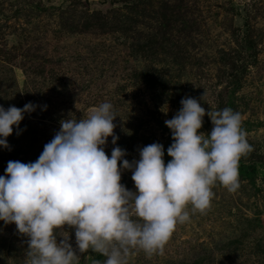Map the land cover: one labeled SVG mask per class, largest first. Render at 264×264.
Masks as SVG:
<instances>
[{
  "label": "rangeland",
  "instance_id": "obj_1",
  "mask_svg": "<svg viewBox=\"0 0 264 264\" xmlns=\"http://www.w3.org/2000/svg\"><path fill=\"white\" fill-rule=\"evenodd\" d=\"M242 115L253 151L241 186L219 185L206 214L178 224L164 255L133 251L129 264H264V0H0V106L35 110L0 146V176L9 161L35 162L60 129L103 102L114 106L116 146L130 162L152 143H173L165 120L185 97ZM230 97V98H229ZM205 115L201 131L210 133ZM122 166V161L120 162ZM121 183L137 191L132 171ZM190 207V206H189ZM63 239L72 228L57 230ZM26 236L0 221V264H26ZM89 250L79 264H103Z\"/></svg>",
  "mask_w": 264,
  "mask_h": 264
},
{
  "label": "clouds",
  "instance_id": "obj_2",
  "mask_svg": "<svg viewBox=\"0 0 264 264\" xmlns=\"http://www.w3.org/2000/svg\"><path fill=\"white\" fill-rule=\"evenodd\" d=\"M205 95L185 97L165 120L173 139L167 164L160 143L143 147L138 161L125 159L119 146L107 155L108 138L114 145L119 139L110 102L91 107L81 119L61 120L35 162L9 161L0 176V221L14 223L28 238L26 264H79L89 250L106 257L103 264H129L134 250L149 258L164 255L178 224L207 213L218 183L236 192L240 161L254 149L241 113L230 107L206 112L200 102ZM34 110L31 102L0 106V146L9 148L13 126L18 129ZM205 115L210 133L201 131ZM123 170L132 171L137 191L121 183ZM66 226L75 231V248L70 235L58 239L57 230Z\"/></svg>",
  "mask_w": 264,
  "mask_h": 264
},
{
  "label": "trees",
  "instance_id": "obj_3",
  "mask_svg": "<svg viewBox=\"0 0 264 264\" xmlns=\"http://www.w3.org/2000/svg\"><path fill=\"white\" fill-rule=\"evenodd\" d=\"M230 98V97H229ZM228 107H231L230 101H228ZM240 173H244L245 175L251 176L253 173H256V170L254 167H246V166H241V171Z\"/></svg>",
  "mask_w": 264,
  "mask_h": 264
}]
</instances>
